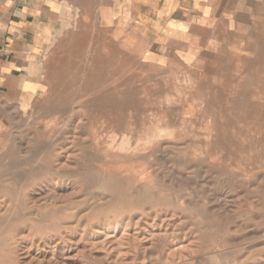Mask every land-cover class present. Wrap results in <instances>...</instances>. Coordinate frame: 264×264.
<instances>
[{
  "label": "rangeland",
  "instance_id": "obj_1",
  "mask_svg": "<svg viewBox=\"0 0 264 264\" xmlns=\"http://www.w3.org/2000/svg\"><path fill=\"white\" fill-rule=\"evenodd\" d=\"M62 1L70 3L76 12L73 23H79L81 13L88 10L91 17L89 30L95 33L96 7L102 0ZM257 4L262 6V15L258 14L256 21L261 22L264 41V0ZM246 53L247 57L243 58L246 65L241 72H147L135 63L132 67L123 66L129 72L102 73L109 81L98 94L113 92L118 100L125 96L124 99H135L139 103L123 112L131 121L128 127L114 132L107 131L105 124H98L93 129L90 121L81 117L85 112L83 102L94 98L95 94L84 85L93 82L97 75L94 72L97 49L94 44L88 45L87 72L79 71V67L61 72L59 77L62 79L57 80L56 87L7 123L0 142V171L3 174L0 203H9L10 209L14 208L20 217L18 222L7 226L8 232L15 231L14 238L6 231V236L0 232V264H217L216 257L221 260L219 264H229L231 259L235 264H250L254 256L264 255V128L262 132L252 119L229 114L224 98L218 106L208 104L217 99L216 91L236 99L240 94L238 88L248 84L247 99L252 111L254 107L257 110L264 107V61L262 67L252 65L254 56L250 51ZM98 54L102 58L110 51L100 49ZM104 62L108 64L105 69H113L110 60ZM214 67L209 66L210 69ZM65 78V83H60ZM184 82L190 85L187 87ZM230 84L234 86L232 93L226 89ZM199 86L202 87L201 95L190 96V92L193 94V89L196 91ZM66 101H70V106L61 108ZM201 102H204L203 107ZM123 110L121 108L120 113ZM88 115H94V112L88 110ZM71 116L82 118V121L69 120ZM225 116L231 118V128L225 127ZM261 116L264 127V113ZM215 121L218 129L213 127ZM161 131L168 132V136L163 137V147L157 152H153L149 144L147 149H140L134 155L110 151V148H134L136 142L144 143ZM223 132L225 135L221 134ZM217 133L220 141L226 143L224 148L210 143ZM121 134L130 136L131 142L122 144ZM74 135L79 139L69 161L71 169L67 170L70 172L64 171L62 177L17 179L22 172L39 166V160L33 157L37 143L50 146L55 136L61 138V143H67V138ZM82 143L89 145L87 151L80 148ZM216 147L221 151H212ZM207 151L213 154H207ZM215 152L221 158L216 157ZM91 154L95 160L90 159ZM106 155L114 157L107 158ZM81 173L97 175L102 181L114 179L116 183L112 184V189L121 192L104 191L97 182H82L79 180ZM146 187L148 190H144ZM31 198L34 202L41 200L42 204L51 199L57 206L37 211L26 204V200L32 201ZM113 208L118 209L116 215L111 212ZM21 227L25 231L17 236V229Z\"/></svg>",
  "mask_w": 264,
  "mask_h": 264
},
{
  "label": "crops",
  "instance_id": "obj_2",
  "mask_svg": "<svg viewBox=\"0 0 264 264\" xmlns=\"http://www.w3.org/2000/svg\"><path fill=\"white\" fill-rule=\"evenodd\" d=\"M257 1L102 0L92 34L88 10L73 23L76 12L62 0H0V142L7 123L56 87L61 72H87L88 45L101 74L135 63L147 72H241L248 51L262 67ZM100 49L110 54L98 57Z\"/></svg>",
  "mask_w": 264,
  "mask_h": 264
},
{
  "label": "bare ground",
  "instance_id": "obj_3",
  "mask_svg": "<svg viewBox=\"0 0 264 264\" xmlns=\"http://www.w3.org/2000/svg\"><path fill=\"white\" fill-rule=\"evenodd\" d=\"M92 13V12H91ZM77 18V17H76ZM95 18V17H94ZM77 24V23H76ZM74 24V25H76ZM82 43V42H81ZM263 44H264V41H263ZM82 46V44H81ZM263 49V48H262ZM84 56V55H83ZM123 57V56H122ZM263 59H264V55H263ZM85 60V59H84ZM264 61V60H263ZM238 62V61H236ZM104 63V62H103ZM88 64V63H87ZM132 67V66H131ZM87 70V69H86ZM136 70V69H135ZM104 71V70H103ZM216 73V72H215ZM97 75H94V80L93 82H90L87 84H85V89L86 90H91V91H95V94H94V98L92 99H89V100H86L85 102H83V105L82 107L85 109V112L82 114V118H85L87 121H90V126L91 128L93 127H96L98 124H105V128L107 129V131H116V132H120V131H123L126 127H128L129 125V118L128 116H126L123 112L126 113V110L130 107H137L139 106V103H137V100L135 99H131V101H128L127 98L124 99L125 96H123V98H121L120 100H118V98H115L114 97V93L113 92H107V93H102L101 95L98 94L99 91H101V89L104 90V85L107 84V82L109 80H107V77H103L101 75V73H96ZM157 74V73H156ZM147 75V74H146ZM213 75V74H212ZM72 76V75H71ZM161 76V75H160ZM200 76V75H199ZM211 76V75H210ZM124 77V76H122ZM139 77V76H138ZM147 77V76H146ZM191 79V77H189ZM157 79V78H156ZM187 80V79H186ZM156 81V80H155ZM188 81V80H187ZM143 82V81H142ZM147 82H148V79H147ZM177 82V81H176ZM263 82V81H262ZM159 83V82H158ZM179 83V82H178ZM153 84V83H151ZM183 84V83H182ZM184 84L187 85L188 87V84L186 82H184ZM192 84V83H191ZM139 85V84H138ZM141 85V84H140ZM190 85V84H189ZM193 85V84H192ZM199 84H197L198 86ZM154 86V85H153ZM195 86V85H194ZM233 84H230L227 86V91L230 90V92L232 93L233 91ZM248 87L249 85L248 84H244V85H241L237 91H240V94H237V98L236 99H232L231 95L228 97L226 96V94L224 96H222L221 94H219V92H215L214 96H215V101H211V102H208V104H210V107L212 105L214 106H218L219 104L222 103L221 99L224 98V101L227 105H228V108H227V112L229 114H235V115H239V118L241 119H245V120H248V119H252L253 122H256V124L258 125L259 129L263 132V125H261V121H263V118L261 116V114L264 113V107L262 108H259V110H257V107L255 108L254 107V110L252 111V109L250 108V103L247 99V93H248ZM186 88V87H185ZM191 88H194L193 86H191ZM190 88V89H191ZM158 89V88H157ZM197 90L195 91L193 89V94H191L190 92V96L192 95L193 97H196L198 95H201V92H202V87L199 86V88H196ZM264 91V88L262 89V92ZM130 92V91H129ZM119 94L118 93V97H119ZM166 95V94H165ZM116 96V95H115ZM128 97V96H127ZM131 97V95H130ZM132 98V97H131ZM134 98V96H133ZM117 99V100H116ZM192 99V97H191ZM199 100V99H198ZM83 101V100H82ZM200 101V100H199ZM192 102H194L192 100ZM197 103V100L195 102V104ZM179 104V103H178ZM203 104L204 102H201V107H203ZM168 105V104H167ZM70 106V101H66L62 106L61 108L63 107V109H66ZM74 106V105H73ZM150 106V104H149ZM143 107V106H142ZM145 107V106H144ZM124 109L121 113H120V110ZM155 108V107H153ZM152 108V109H153ZM161 108V107H160ZM145 109V108H144ZM75 110V109H74ZM88 110L94 112V115H88ZM167 110V109H166ZM197 110V109H196ZM156 111V109H155ZM198 111V110H197ZM135 112V111H134ZM156 113V112H155ZM150 114V113H148ZM172 114V113H171ZM252 114V118L249 116ZM85 115V116H84ZM132 115V113H131ZM199 115V114H198ZM256 115V117H255ZM35 117V116H34ZM82 118H74V117H69V120H80L82 121ZM137 118V117H136ZM141 118V117H140ZM148 119V118H147ZM224 123H225V127L226 128H231L232 127V121H231V118L228 117V116H225L224 118ZM84 120V119H83ZM165 120V119H164ZM80 121L78 122L80 124ZM210 121V120H209ZM39 122V121H38ZM42 121H40L41 123ZM145 122V121H144ZM147 122V121H146ZM54 123V122H53ZM82 123V122H81ZM151 123V122H150ZM73 124V123H72ZM83 124V123H82ZM192 124V122H191ZM24 125V124H23ZM54 125V124H53ZM178 125V124H177ZM187 125V124H186ZM61 126V125H60ZM103 126V125H102ZM179 126V125H178ZM185 126V125H184ZM183 126V127H184ZM30 127V126H29ZM38 127V126H37ZM165 127L169 128L168 125H165ZM196 127V126H195ZM213 127H217L218 129V123L217 121H215L214 123V126ZM146 128V127H145ZM181 128V127H179ZM201 128V127H200ZM24 129V128H23ZM28 129V127H27ZM94 129V128H93ZM96 129V128H95ZM195 129V128H194ZM263 129V130H262ZM56 130V129H55ZM54 130V131H55ZM99 130V129H98ZM102 130V129H101ZM163 130V129H162ZM196 130V129H195ZM37 131V130H36ZM42 131V130H41ZM247 131V130H246ZM98 132V131H97ZM252 132V131H250ZM261 132V133H262ZM25 133V132H24ZM42 133V132H41ZM168 132H165V131H161L159 132L158 134H153L152 135V138H148V140H145L144 143H141V140L136 142V146L134 148H117V149H114V148H110V151L112 152H115L116 150L118 151H122V152H127L128 155H134L136 151H139L140 149L141 150H144V149H147V145L149 144L153 150V152H157L158 150H160L163 146H161V141L164 140L163 137H166L168 136L167 134ZM245 133V132H244ZM56 134V133H55ZM186 134V132H185ZM220 134V133H219ZM222 135H225V132L221 133ZM220 134V135H221ZM111 135V134H110ZM169 135H172V134H169ZM189 135V134H188ZM204 135V134H203ZM207 135V134H205ZM263 135V133H262ZM75 136V135H74ZM77 136V135H76ZM71 137V138H67L69 139L67 143H64V142H60L61 141V138H57L56 136L54 138H52V141H51V144L50 146H45V145H42V144H38L37 143V147H35V150H34V155L33 157L37 160H39V166L37 167V169H33V170H30V171H26V172H22V175L21 176H18L17 179H19V181H26L28 179H42V178H45L47 176H51V175H58V176H63V172L66 171L67 169L70 168V165H69V161L70 159L72 158V154L74 152V146L77 144V141H78V137ZM115 136V135H114ZM173 136V135H172ZM264 136V135H263ZM50 137V136H49ZM48 137V138H49ZM87 137V136H86ZM116 137V136H115ZM121 137L123 138H120V140L122 139V144H126L129 142V139H130V136H128V138L124 135V134H121ZM147 137V136H146ZM84 138V136H83ZM97 138V137H96ZM176 138V136H175ZM207 138H209V136H207ZM247 138V136H246ZM94 139V138H93ZM119 139V138H117ZM127 139V140H126ZM219 139V140H218ZM26 140V139H25ZM49 140V139H48ZM115 141V140H114ZM118 141V140H117ZM174 141V140H173ZM177 141V140H176ZM196 141V140H195ZM207 141V140H206ZM36 142V141H35ZM121 141H119L120 143ZM131 142V141H130ZM129 142V143H130ZM167 142V141H166ZM178 142V141H177ZM183 142V141H182ZM185 143V141H184ZM212 143V146H218L220 148H224L225 146V142H221L220 141V136L217 135L215 136V140H211ZM97 144V143H96ZM114 145L116 144V141L115 143H113ZM58 145H61V147L59 149H57L56 147ZM129 146L131 144H128ZM241 145V144H240ZM25 146V145H24ZM81 149H83L84 151H87L88 148H89V145L86 144V143H82L79 145ZM134 146V145H133ZM145 147V148H141V147ZM173 146V145H172ZM182 146V145H181ZM198 145H196V148H197ZM243 146V145H242ZM21 147V145H20ZM140 147V148H139ZM171 147V146H170ZM176 147V146H174ZM216 147L215 150L212 149V151H221L220 148ZM254 147V146H253ZM190 148V147H189ZM195 148V150H196ZM205 148V147H204ZM204 148H201V149H204ZM245 148V147H244ZM185 149V148H184ZM209 149V148H208ZM207 149V150H208ZM248 149V148H247ZM149 150V149H148ZM148 150H145V151H148ZM187 150V149H186ZM189 150V149H188ZM250 150V148H249ZM258 150V149H257ZM93 151V150H92ZM178 151V150H177ZM183 151V150H182ZM181 151V152H182ZM194 151V150H193ZM203 151V150H202ZM201 151V152H202ZM211 151V150H210ZM224 151V150H223ZM229 151V150H228ZM144 152V151H143ZM191 152V151H190ZM196 152V151H194ZM198 152V151H197ZM208 152V151H207ZM252 152V150H251ZM21 153V152H20ZM19 153V154H20ZM86 153V152H85ZM205 153V151H204ZM210 152H208L207 154H209ZM213 154V152H211ZM210 153V154H211ZM216 155H217V152H215ZM220 153V152H219ZM262 153V152H261ZM77 154V153H76ZM189 154V152H188ZM197 155V153H195ZM206 156H210V155H207ZM22 155V154H20ZM205 155V154H204ZM215 155V154H214ZM215 155V156H216ZM221 155V154H220ZM3 156V155H1ZM137 156V155H136ZM163 156V154H162ZM187 156V155H186ZM185 156V157H186ZM212 156V155H211ZM262 156V155H261ZM86 157H88L86 155ZM90 159L92 160H95V156L94 154H91L89 155ZM88 157V158H89ZM107 158H111V157H114L112 155H106ZM168 157V156H167ZM189 157H192V156H189ZM214 157V156H213ZM216 157H219L218 155ZM164 158V157H163ZM183 158V157H182ZM211 158V157H210ZM221 158V157H219ZM225 158V157H224ZM229 158V157H228ZM162 159V158H161ZM180 159V158H179ZM213 159V158H211ZM108 160V159H107ZM155 160V159H154ZM194 160V159H193ZM203 160H205L203 158ZM223 160V159H222ZM242 160V159H241ZM260 160V159H259ZM214 161V160H213ZM217 161L218 158H217ZM221 161V160H220ZM256 161V160H255ZM261 161V160H260ZM120 162V161H119ZM165 162V161H164ZM172 162V161H171ZM216 164V163H215ZM224 164V163H222ZM92 165V164H91ZM149 165V164H148ZM208 165V164H207ZM220 165V164H218ZM231 165V163L229 164ZM239 165V164H237ZM235 165V166H237ZM16 166V165H14ZM212 166H214L212 164ZM226 166V164H225ZM228 166V165H227ZM150 167V166H149ZM232 168H234L233 166H231ZM238 167H241V166H238ZM243 167V166H242ZM154 168H157V167H154ZM236 168V167H235ZM71 169V168H70ZM178 169V168H177ZM180 169V168H179ZM214 169V168H213ZM239 169H242V168H239ZM252 169V168H251ZM79 170V169H77ZM230 170V169H229ZM245 170V169H243ZM69 171V170H67ZM189 171V170H188ZM233 171V170H232ZM246 171V170H245ZM70 172V171H69ZM109 172V171H108ZM201 173V172H200ZM203 173V172H202ZM233 173V172H231ZM245 173V172H244ZM97 174V173H96ZM99 175V174H98ZM105 175H106V172H105ZM200 175V174H199ZM93 176L96 177V179L93 178ZM3 177V174L2 172L0 171V180L1 178ZM178 177V176H177ZM189 177V176H188ZM242 177V176H240ZM236 178V177H235ZM253 178V177H252ZM103 179V178H102ZM237 179V178H236ZM235 179V180H236ZM251 179V178H250ZM260 179V177H259ZM79 180H81L82 182H89V183H98L99 186H100V189H104L111 192V193H115V192H118L120 193L121 190L119 189H112V184H115L116 181L114 179H108V180H105V181H102L100 180V178L98 177L97 178V175H94V174H87V173H81L79 175ZM186 180V179H185ZM191 180V179H190ZM163 181V179L161 180ZM188 181V179L186 180ZM181 183V182H180ZM189 183V182H188ZM195 183V182H194ZM201 183V182H200ZM66 184V182H65ZM187 184V183H186ZM191 184V183H190ZM189 184V185H190ZM204 185V184H203ZM257 185V184H256ZM50 186V185H49ZM48 186V187H49ZM28 187V186H27ZM79 187V186H78ZM222 187V186H221ZM242 187V186H241ZM177 188V187H176ZM206 188V187H205ZM223 188V187H222ZM254 188H256V186H254ZM41 189V188H40ZM148 190L147 187L144 188V190ZM210 189V188H209ZM231 189V188H229ZM237 189V188H236ZM239 189V188H238ZM245 189V188H244ZM243 189V190H244ZM247 189V188H246ZM38 190V189H37ZM53 190V189H52ZM99 190V188H98ZM100 191V190H99ZM211 191V190H210ZM230 191V190H229ZM264 191V190H263ZM213 192V191H212ZM224 194V193H223ZM264 195V194H263ZM213 196V195H211ZM30 197V196H29ZM210 197V196H209ZM208 197V198H209ZM264 197V196H263ZM161 198V197H160ZM214 198V197H212ZM229 198V197H228ZM231 199V198H230ZM243 199V198H242ZM32 201H30L29 199V202L26 200V204H28L29 207H32L33 209L37 210V211H41L42 209H53L57 206V204L53 201V200H49L48 202H44L43 204L41 203V200H39L38 202H34L33 198H31ZM215 200V199H214ZM223 200V199H222ZM249 200V199H247ZM73 201V200H72ZM241 201V199H240ZM239 201V202H240ZM251 201V200H250ZM43 202V200H42ZM224 202V201H223ZM229 202V200L227 201ZM9 204V203H8ZM7 203H0V232L2 233V236L5 235L6 236V233L8 232L7 230V226L8 225H12L16 222L19 221V217H20V214L13 208V209H10V205H8ZM222 204V203H221ZM255 205V204H254ZM237 206V205H236ZM245 209V208H244ZM255 209V208H254ZM233 210V209H232ZM118 209L117 208H113L111 210V212L114 213V215H116ZM227 211V210H226ZM149 212V211H148ZM221 213V212H220ZM233 213V212H232ZM171 215V214H170ZM95 216V215H94ZM212 216H215V214H212ZM252 216V215H251ZM252 218V217H251ZM159 219V218H158ZM196 219V218H195ZM161 221V220H159ZM183 221V220H182ZM205 221V220H204ZM122 222V221H121ZM135 222V221H134ZM151 222V221H150ZM157 223V222H156ZM252 223V222H251ZM254 223V222H253ZM121 224V223H120ZM133 224V223H132ZM149 224V223H148ZM158 224V223H157ZM224 224V223H223ZM255 224V223H254ZM143 225V224H141ZM125 226V225H124ZM123 226V228H124ZM154 226V225H152ZM255 226V225H254ZM112 227V226H111ZM257 227V226H255ZM109 228V227H108ZM127 228V226H126ZM174 228V227H173ZM249 229V228H248ZM107 230V229H106ZM233 230V229H232ZM4 231H6V233L4 234ZM25 231V228L21 227L20 229H17V236H20V234H22L23 232ZM149 231V230H148ZM230 231V230H229ZM107 232V231H106ZM109 233V232H108ZM163 233V231H162ZM174 233V232H173ZM197 233V231H196ZM117 234V233H116ZM182 234V233H181ZM198 234V233H197ZM8 235L11 236V237H15L16 234H15V231H10L8 232ZM26 235V234H25ZM130 235V234H129ZM173 235V234H172ZM178 235V234H177ZM200 235V234H199ZM24 236V235H23ZM143 236V235H142ZM1 237V236H0ZM151 237V236H150ZM154 237V236H153ZM188 237V236H187ZM2 239H4L2 237ZM103 239V238H102ZM138 239V238H137ZM69 240V239H68ZM185 240V239H184ZM236 240V239H234ZM177 241V240H176ZM182 241V240H181ZM45 242V241H44ZM65 242V241H64ZM22 243V242H21ZM156 243V242H155ZM174 243V241H173ZM36 244V243H35ZM47 246H49L47 243H45ZM180 244V243H179ZM144 245V244H143ZM261 245V244H260ZM42 246V245H41ZM163 246V245H162ZM179 246V245H178ZM185 246V245H184ZM258 246V245H257ZM54 247V246H53ZM164 247V246H163ZM181 247V246H180ZM39 248V247H38ZM56 248V247H55ZM104 248V247H103ZM167 248V247H166ZM183 249H185V247H182ZM28 249V248H26ZM32 249V248H31ZM35 249V248H34ZM67 249V248H66ZM110 249V248H109ZM176 248H174L175 250ZM179 249V248H178ZM42 250V249H40ZM49 250V249H48ZM53 250V249H52ZM51 250V251H52ZM69 250V249H68ZM170 250V249H169ZM29 251V249L27 250ZM60 251V250H59ZM63 251V250H62ZM124 251V250H123ZM176 251V250H175ZM22 252V251H21ZM43 252V251H42ZM169 252V251H168ZM26 253V252H25ZM44 253V252H43ZM53 253V252H52ZM178 253V252H177ZM56 254V253H55ZM49 255V254H48ZM102 255V254H101ZM224 255V254H223ZM22 256V255H21ZM27 256V255H26ZM53 256V255H52ZM51 256V257H52ZM56 256V255H55ZM53 256V258L55 257ZM169 256V255H168ZM178 256V255H177ZM226 256V255H225ZM25 257V256H24ZM57 257V256H56ZM20 258V257H19ZM32 258V257H31ZM61 258V257H60ZM121 258V257H120ZM162 258V257H161ZM215 258V257H214ZM34 259V258H33ZM36 259V258H35ZM124 259V258H123ZM211 259V258H210ZM44 260V259H43ZM65 260V259H64ZM111 260V259H110ZM213 260V259H212ZM215 262L217 264H219V262L221 261L220 259H218L217 257L214 259ZM252 263L250 264H264V255H259V256H254L252 259ZM38 261V260H37ZM113 261V260H111ZM121 261V260H120ZM139 261V260H138ZM55 262V261H54ZM60 262V261H59ZM94 262V261H93ZM123 262V261H122ZM129 262V260H128ZM53 263V262H52ZM62 263V262H61ZM65 263V262H64ZM95 263V262H94ZM34 264V263H33ZM57 264V263H56ZM229 264H235V261L231 259L230 263ZM238 264H246V262H238ZM249 264V263H247Z\"/></svg>",
  "mask_w": 264,
  "mask_h": 264
}]
</instances>
